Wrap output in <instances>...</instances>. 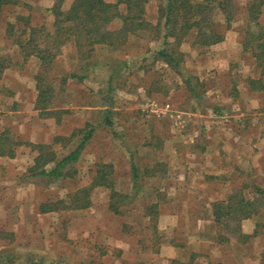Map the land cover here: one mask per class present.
<instances>
[{"label":"rangeland","instance_id":"obj_1","mask_svg":"<svg viewBox=\"0 0 264 264\" xmlns=\"http://www.w3.org/2000/svg\"><path fill=\"white\" fill-rule=\"evenodd\" d=\"M54 2L15 0L0 9V67L19 64L16 41L30 35V17L44 22L35 26L34 38L40 48L45 45ZM249 2L235 1L228 27L223 13L212 10L210 18L223 33L213 46L194 45V34L181 44L164 38L165 0H149L145 18L151 26L128 35L124 48L96 47L91 57L68 61L65 56L53 66V57L45 66L33 58L21 62L39 76L47 109L60 113L38 111L32 79L13 75L0 84L1 127L22 141L52 140L43 151L54 157L75 147L78 130L88 124L96 128L69 167L72 177L0 178V264H264V198L256 193L264 190V91L251 90L248 83L258 69L244 41L248 31L259 29L248 19ZM257 21L264 29V9ZM164 48H171L176 65L158 53ZM72 74L77 78L67 80ZM146 101L184 111L185 126H172L176 119L170 114L144 112ZM105 106L112 125L98 128ZM66 107L73 111L69 131L73 124L74 133L55 139ZM185 140L193 151L182 148ZM205 146L216 159L199 167L190 155ZM24 148L36 153L28 142ZM132 162L139 173L136 184ZM97 164L113 167L118 213L110 209L105 187L90 190L87 208L72 203L78 190L91 187ZM241 196L259 198L258 213L214 219V204L224 208ZM162 202L167 205L160 207ZM46 204L55 210L42 207Z\"/></svg>","mask_w":264,"mask_h":264},{"label":"trees","instance_id":"obj_2","mask_svg":"<svg viewBox=\"0 0 264 264\" xmlns=\"http://www.w3.org/2000/svg\"><path fill=\"white\" fill-rule=\"evenodd\" d=\"M64 0H55L53 6L48 8V12L54 17L53 32L45 35L47 41L43 47L37 46L35 38L38 29L33 26L26 27L30 30V36L27 40L22 41L17 39L16 43L19 46L20 52L24 58L35 56L40 61V66H45L47 63L51 65L52 57L54 58L59 50V47L69 41L73 37L76 52L78 57H91L97 46H108L111 49L120 48L130 34H135L138 31H146L151 26L150 22L145 18V4L149 0H116L108 2L106 0H73L68 9H62ZM240 0H201L194 2L193 0H165L160 9L163 13L164 26L166 28L165 36L172 37L174 44H181L185 37L189 34H194L192 43L201 46H209L223 40V33L215 28V22L210 18L212 10L217 8L220 10L225 19L227 27L233 21L234 3ZM15 0H0V9L5 5H12ZM125 5V12L119 10V5ZM264 9V0H250L246 8L248 19L253 25L259 29L255 32H247V41H244V47L250 49L254 65L260 73V78H251L248 80L251 90L264 91V29L258 25V18ZM116 18L122 21L121 27L116 30H111L108 25ZM56 51V53H55ZM54 52V53H52ZM163 59L172 65L174 63L173 53L170 50L162 49L158 52ZM180 53V52H179ZM3 69V67H0ZM40 80L39 76L36 78ZM38 95L35 102V107L42 111L45 115H51V110L47 109L45 104V94L39 84ZM50 90V89H48ZM60 112V111H59ZM106 125H111L109 120V109L103 112ZM59 119V116H58ZM81 133V138L78 140L75 147L63 158L54 162V154L47 153L44 146L38 147L40 155L36 159L38 167L42 168L38 175H42L47 179H59L70 170L64 171L67 163L75 162L80 157L81 151L89 141L94 128L89 125L84 129L78 130ZM9 135L4 132L0 136V155L7 152L14 144H10ZM7 154H13L7 152ZM48 163L52 165L49 168H44ZM133 171V181L137 182V166L131 163ZM113 167L110 164H97L96 174L92 179L89 189L78 190L72 197V203L76 201L75 208H84L89 206V192L96 186L109 189L110 209L118 213L119 207L117 203L118 192L114 189ZM134 184V185H135ZM256 193L261 198H264V190L256 189ZM82 196L84 198H80ZM259 198L250 200L249 198L240 197L235 203H229L224 208L219 207V202L214 204L212 215L219 222L223 217H231L237 215L242 218H249L251 215L259 211ZM154 211V209H153Z\"/></svg>","mask_w":264,"mask_h":264},{"label":"crops","instance_id":"obj_3","mask_svg":"<svg viewBox=\"0 0 264 264\" xmlns=\"http://www.w3.org/2000/svg\"><path fill=\"white\" fill-rule=\"evenodd\" d=\"M72 1L73 0H70V2H67V0H64L63 1V3H62V9L63 10H66V9H68V7L71 5V3H72ZM107 1V0H106ZM116 1V0H115ZM115 1H113V2H115ZM108 2H112V1H108ZM119 10H120V12H122V13H124L125 12V5H123V4H120L119 5ZM53 20H54V17L52 18V24H50L49 25V29L51 30V33L53 32V29H54V27H53ZM121 21V19L120 18H116V19H114L109 25H108V28L109 29H111V30H116V29H118V28H120L121 27V24H122V21ZM28 24H29V27L30 26H33V27H38L37 25L39 24V25H43L44 24V22H41V23H38V24H36V22H33V18H29V22H28ZM138 32H143V31H138ZM138 32H136L135 34H130L129 36H130V38H133V36H136L137 34H138ZM30 36V35H29ZM29 36L26 38V40L29 38ZM193 41V40H192ZM128 42L129 41H127L124 45H122L123 46V48H124V46L126 45L127 46V44H128ZM221 42V41H220ZM219 43V42H218ZM218 43H215V44H218ZM215 44H212V45H209V46H213V45H215ZM17 46V53H18V55H19V58H18V62H19V64H8V65H5L4 67H3V69H2V72L0 73V84H2V83H7V81L13 76V75H15L16 76V79H18V80H21L22 78H29V79H32L34 82H36V78L38 77L37 75H34V76H32V74L30 73V71L28 70V68L27 69H23V67L21 66V62L23 63L24 62V60H25V62H27L26 61V59H28V58H33V59H36L37 61H38V64H39V66L41 65L40 64V61L38 60V58H36L35 56H30V57H27V58H24L23 56H22V54H21V52H20V49H19V46H18V44L16 45ZM125 46V47H126ZM198 46V45H197ZM199 46H201V45H199ZM97 47H103L104 49H106V50H112L111 48H109L108 46H102V45H99V46H97ZM202 47V46H201ZM113 50H115V49H113ZM94 53V52H93ZM66 56V58L65 59H67L68 61H71V59H75V60H80L81 59V57H78V54H77V52H76V47H75V44H74V40H73V37H70V39H69V41H67L65 44H63V45H61L60 47H59V50L57 51V54H56V57L55 58H53L54 60H53V62H52V66L55 64V62L57 61V60H59L60 58H63V57H65ZM121 61H126V60H121ZM118 63H121V62H118ZM124 64V63H123ZM120 65V64H119ZM12 66H17V68H13ZM24 66V65H23ZM87 68H88V66H87ZM56 71H57V69H56ZM58 71H59V69H58ZM71 73H73V72H71ZM73 74H75V73H73ZM67 75L66 76V78H67V80H69L70 81V79L71 78H77V76H75V75ZM112 77V76H111ZM111 77H109V81H111ZM251 78H260V73H259V71H258V76L257 77H251ZM78 79H81V78H78ZM83 79V78H82ZM84 80V79H83ZM36 84H37V82H36ZM35 84V85H36ZM2 87V86H1ZM7 87H9L10 88V86L9 85H7ZM35 88H36V86H35ZM38 88V87H37ZM261 91V90H260ZM12 95H14V93L12 94ZM162 104V103H161ZM66 108H67V110H66ZM66 108H64L65 109V111H64V113H66V114H64L63 115V120L60 122V123H58V129H59V131L61 132V133H59L57 136L58 137H56L55 139H60V138H63V136H67L68 138H69V132H72V134L74 133V128H75V126L72 124L71 125V130L72 131H69V121H71V120H73L74 119V116L73 117H71V113L73 112L69 107H66ZM104 109L102 110V117H101V115H99V117L100 118H98V120H99V123H101L100 125H98V128H102L103 126H109V125H106V123H105V116H104V114H103V112H104V110L105 109H108L107 108V106H105V107H103ZM68 109L70 110V112H68ZM39 111V110H38ZM60 112H62V111H60ZM59 111H55L54 113H60ZM69 113H70V117H69ZM100 114H101V112H100ZM185 112L184 111H181V110H177V109H175V108H172V111H171V114H170V116L172 117V120H173V118L174 119H176L173 123H172V126H181V127H184L185 125L184 124H182L181 122H180V118H181V120H182V118H185ZM110 120V119H109ZM66 121V122H65ZM111 121V120H110ZM86 122H89V121H85L84 123H86ZM98 122V121H97ZM97 122H95L96 124H97ZM186 123V122H185ZM86 124H88V123H86ZM85 124V125H86ZM84 125V126H85ZM90 127H92V128H94V131H93V133H92V135H91V137H90V139H89V141L90 140H92L93 139V137H94V135H95V130H96V128H95V124H94V126H92V125H90V124H88ZM103 125V126H102ZM111 125H112V121H111ZM110 125V126H111ZM184 125V126H183ZM4 126V125H3ZM83 126V127H84ZM80 127H82V126H80ZM4 132H7L9 135H7L8 137H9V139H10V141H9V143L11 144L12 142L15 144H17V145H13V146H11L10 148H7L6 150H7V152H12L13 154H7V152L4 154V155H0V178H2V177H9V178H15L16 176H18V177H20V176H23V175H30L31 177L32 176H35V177H41V178H44V179H46L48 182H53V180H49V179H47V178H45L44 176H42V175H38V172H40V170H42V168H40V167H38V163H36V159H37V157L40 155V152H39V150H38V147H41V146H44V147H48V145L52 142V140H50L49 142H42V143H39V142H32V140H30V141H22L19 137H14L13 135H11V133L9 132V131H7L6 129H5V126L2 128L1 127V125H0V136L2 135V134H4ZM186 141V143H181V145L183 146L182 148H184L185 146L188 148V147H190V149H191V151H193L192 150V144L190 143V140H185ZM184 141V142H185ZM26 142H28L29 144H31V145H33V148H34V150L36 151V153L35 154H33V153H28V151H27V149H25L24 148V145H26ZM88 143V142H87ZM88 144H86L85 146H87ZM206 147V146H205ZM201 147L200 149H198V151H197V153H195V154H193V155H190L191 157H194V159H193V163L194 162H196L197 163V165L199 166V167H205L206 165H210L211 166V161L213 160V159H216L215 158V155H216V152L215 153H210V151H209V146L208 147ZM84 149V148H83ZM189 149V148H188ZM71 151V150H70ZM70 151H68V153L70 152ZM67 153V154H68ZM81 153H82V151H81ZM67 154H65L64 156H66ZM81 155V154H80ZM64 156H62L61 158H63ZM191 157H187V161L188 160H190L191 159ZM61 158H57V157H54V162H56V161H58V160H60ZM213 158V159H212ZM79 159V158H78ZM78 161V160H77ZM77 161H75V162H70V163H67L66 164V166H65V169H64V171H67V170H69V167H71L72 166V164H74V163H76ZM134 163V162H133ZM52 165H54V163L53 164H51V163H48V164H46L45 166H44V168L46 169V168H49V167H51ZM23 173H22V172ZM131 171H132V169H131ZM133 171H132V177H133ZM137 178L139 177V173H138V168H137ZM73 175H72V173L71 172H67L66 174H65V176H63V177H61V178H68V177H72ZM95 176V174L93 175V177ZM61 178H59V179H61ZM59 179H56V180H59ZM56 180H54V181H56ZM20 183V182H19ZM2 187H1V185H0V192L2 191ZM64 204H66V202H64ZM165 205H167V203L166 202H162V203H160V207H162V206H165ZM52 205H48V204H46V205H43L42 207H45V208H47L46 210H55L54 209V206H52V209H49L50 207H51ZM65 207V206H64ZM87 208V207H86ZM40 211V210H39ZM42 211V210H41ZM40 211V212H41Z\"/></svg>","mask_w":264,"mask_h":264},{"label":"built area","instance_id":"obj_4","mask_svg":"<svg viewBox=\"0 0 264 264\" xmlns=\"http://www.w3.org/2000/svg\"><path fill=\"white\" fill-rule=\"evenodd\" d=\"M144 112L151 113L155 116L161 117L162 114H171L172 108L168 103L158 104L155 101H146L142 107Z\"/></svg>","mask_w":264,"mask_h":264}]
</instances>
